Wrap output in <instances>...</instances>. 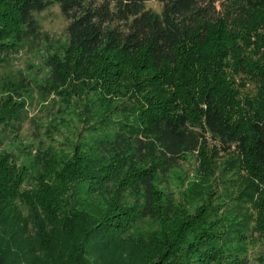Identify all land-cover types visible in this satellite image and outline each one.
Masks as SVG:
<instances>
[{"label":"trees","instance_id":"obj_1","mask_svg":"<svg viewBox=\"0 0 264 264\" xmlns=\"http://www.w3.org/2000/svg\"><path fill=\"white\" fill-rule=\"evenodd\" d=\"M147 1L0 0V58L41 45L35 13L58 4L69 45L38 93L90 86L109 111L86 105L73 151L27 166L3 145L29 119L33 84L23 72L7 84L0 264H250L249 243L264 246V0H157L159 13ZM124 85L132 100L108 109ZM210 149L234 171L223 190L240 193L195 212L165 198L157 176Z\"/></svg>","mask_w":264,"mask_h":264},{"label":"rangeland","instance_id":"obj_2","mask_svg":"<svg viewBox=\"0 0 264 264\" xmlns=\"http://www.w3.org/2000/svg\"><path fill=\"white\" fill-rule=\"evenodd\" d=\"M146 6L158 13L162 9V4L157 0L147 1ZM35 17L43 31L44 39L41 45L37 48L27 45L7 56V59L0 58V76L5 81L4 86L0 85V97L8 96L11 90H7V84L16 82L20 72H23L33 84L23 96L29 110V119L19 136L8 137L3 145V148L13 152L19 161L27 166L31 164L36 154L49 147H54L57 152L63 154L73 151L75 142L85 134L86 115L81 112L86 105L95 103L96 112L105 110L103 114H97L99 118L109 112L99 104L100 92L90 86H86L81 92L66 88L69 91L64 89L62 93L52 94L48 101L42 100L36 86L45 83L51 71L52 59L65 58V50L69 45L67 30L69 20L58 4H52L45 10L36 12ZM145 76L146 72L141 69V78ZM151 83L155 84L156 80ZM121 88V93L114 98L116 102L114 100L108 109H113L115 103H128L132 100L128 86L124 85ZM2 135L0 131V137ZM212 152L210 149L203 158L199 152L187 153L167 175H158L155 184L163 192L164 197L188 205L189 210L195 212L203 204L227 201L230 200L229 195L240 193L235 187L228 189L229 191L223 190L224 185H232L229 178L235 177L234 171L228 169L225 164L229 159L226 154ZM151 226V220H148L143 222L140 228L147 229ZM263 247L261 242L249 243L250 264H264L261 256Z\"/></svg>","mask_w":264,"mask_h":264}]
</instances>
